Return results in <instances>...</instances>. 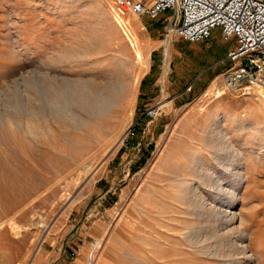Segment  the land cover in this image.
Listing matches in <instances>:
<instances>
[{
	"label": "rangeland",
	"instance_id": "rangeland-1",
	"mask_svg": "<svg viewBox=\"0 0 264 264\" xmlns=\"http://www.w3.org/2000/svg\"><path fill=\"white\" fill-rule=\"evenodd\" d=\"M161 20L112 0H0V264H226L187 192L234 152L223 182L264 264V93L223 86L235 42L218 28L149 52Z\"/></svg>",
	"mask_w": 264,
	"mask_h": 264
},
{
	"label": "built area",
	"instance_id": "built-area-1",
	"mask_svg": "<svg viewBox=\"0 0 264 264\" xmlns=\"http://www.w3.org/2000/svg\"><path fill=\"white\" fill-rule=\"evenodd\" d=\"M116 12L129 11L155 18L173 11L163 39L173 36L193 42L206 39L218 28L223 39L233 37L225 53L223 86L248 94L254 87L264 93V0H112Z\"/></svg>",
	"mask_w": 264,
	"mask_h": 264
},
{
	"label": "bare ground",
	"instance_id": "bare-ground-1",
	"mask_svg": "<svg viewBox=\"0 0 264 264\" xmlns=\"http://www.w3.org/2000/svg\"><path fill=\"white\" fill-rule=\"evenodd\" d=\"M110 16V22H115V24H117L119 28L125 29L126 21L121 18V15L112 13ZM130 35L131 34L127 33L129 45L134 49L133 51L136 62L142 63L144 60V57L142 55L143 53L140 52V47H137L136 40L131 38ZM222 92V90H219L220 94ZM103 104L107 107V105H109V102L105 101L102 103V105ZM131 113L132 112L130 111L129 114ZM170 137H172V135ZM217 154H221V151H217ZM242 159L243 156L240 153L234 152L232 158L229 160V163H227L226 165H221L219 163L221 168L223 167L221 170H224V173L222 174L218 173V171L212 170L209 165H202L197 183H195V185L189 184V186H191V190L187 192V195L191 194V199H188L187 203L191 204L193 208L198 212L199 218L204 219L205 221L207 220L208 222L214 221L216 224V228H213L214 231L212 232V234L211 232H209L210 230L208 231V228H206L208 224L202 227L200 226L202 235L215 236L218 233L223 232L224 241L221 240L222 242H218L214 244V246H210L209 249L207 248V252L208 254L216 255V257L229 255L230 260L226 264H255L251 255L248 254L249 249L247 244H243V241L246 240V235L240 233L238 223L239 221H237L236 219V215L239 214V212L235 213L236 210H234V205L239 203L238 193H236L237 188L234 184H230V181L223 182V175L227 174L229 175V177H233V172L238 169L239 166H241ZM205 188L213 189V198L216 200L210 199L208 202H205L204 199L197 197ZM242 230L243 228L241 229V231ZM220 234H218V237ZM199 249H201V247Z\"/></svg>",
	"mask_w": 264,
	"mask_h": 264
},
{
	"label": "crops",
	"instance_id": "crops-1",
	"mask_svg": "<svg viewBox=\"0 0 264 264\" xmlns=\"http://www.w3.org/2000/svg\"><path fill=\"white\" fill-rule=\"evenodd\" d=\"M144 1H146V2H149V0H144ZM137 17L139 16H141V15H136ZM145 16H147V15H145ZM128 18H131V20H132V22L135 24V27L137 28V27H139V20L137 21V20H134L132 17H130V16H127ZM155 18H158V19H160V18H162V20H164L165 22H166V20H165V18H167V19H173V21H178V19H179V17L178 16H176V15H174L173 16V11L172 10H170V9H167V10H164L163 12H161L157 17H155ZM161 20V21H162ZM141 21V20H140ZM142 22V21H141ZM163 23L164 25H162V27H163V29L165 28V24L166 23ZM142 26L143 27H145V25H143L142 24ZM172 38L173 39H178V38H180V37H176V36H173V37H171V38H167V40H165V39H163V38H161L160 40L159 39H151V37L150 36H148V40H149V42L152 44V46L150 47V51L149 52H151L152 50H154L157 46H159V45H161V44H163L164 46H167L168 44H170V42H171V40H172ZM182 39V38H181ZM183 40V39H182ZM199 41H201V40H199ZM166 43V45H165V43ZM81 256H78V257H76L75 258V260H73L70 264H82V260H81Z\"/></svg>",
	"mask_w": 264,
	"mask_h": 264
}]
</instances>
